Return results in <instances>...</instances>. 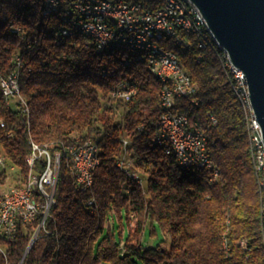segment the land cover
Wrapping results in <instances>:
<instances>
[{
  "label": "trees",
  "instance_id": "obj_1",
  "mask_svg": "<svg viewBox=\"0 0 264 264\" xmlns=\"http://www.w3.org/2000/svg\"><path fill=\"white\" fill-rule=\"evenodd\" d=\"M44 2L0 0V78L17 72L25 100L13 108L0 98L1 149L22 173L32 141L63 151L56 203L22 264H264L260 175L218 46H174L198 89L197 103L175 97L174 105L207 130L218 171L211 177L205 167L181 168L154 143L162 82L145 62L132 60L128 48L98 51L86 35L63 33L68 23L61 12L45 14ZM122 81L136 88L130 100L113 95ZM89 139L100 147V163L84 190L65 147ZM124 156L144 186L118 165ZM8 180L0 169V182ZM158 227L170 244L146 246V228L154 235ZM31 232L23 228L11 243L9 264L20 262ZM7 261L0 255V264Z\"/></svg>",
  "mask_w": 264,
  "mask_h": 264
},
{
  "label": "built area",
  "instance_id": "obj_2",
  "mask_svg": "<svg viewBox=\"0 0 264 264\" xmlns=\"http://www.w3.org/2000/svg\"><path fill=\"white\" fill-rule=\"evenodd\" d=\"M52 2L69 4L71 9L80 12L83 15V23L91 26V29L102 31L103 44L104 42L131 41L132 37L117 38L118 29L105 23L100 17H94L93 6H84L82 0H52ZM186 5L196 8L194 4L187 3V1ZM100 7H106L107 11L112 12L113 15H117L125 23L134 22V30H139V37L141 28H151L153 24L170 27L165 21L166 7H162V5L150 7L139 0H120V5L109 6L107 0H100ZM175 37H181L183 41H189L187 34H182V32H175ZM149 38L146 37V41H149ZM152 48L164 49V46L152 45ZM150 60H154L157 65H161V70L166 73L167 78L178 79L179 85L186 89L187 98L191 100L196 99V94L190 93V84L194 83V81L185 67L184 72H177L171 63L159 61L157 57ZM234 67L238 74V83L246 84L247 86L244 72L237 66L234 65ZM6 77L13 101H15L17 106L19 104L25 105V100L21 94L18 73L13 72ZM135 93L136 88L126 81L120 82L113 91L115 97L124 100H130ZM159 98L160 104L161 100L175 99V97L170 96L168 89L166 93H159ZM212 117L215 120L214 116ZM160 123H168L169 126L174 127L175 136H177L184 153V161H187L188 164H202L203 167L211 170V166L214 165L210 152L203 146L204 137L197 124L192 123V116L182 112L180 122L172 123L171 114H163L162 112L159 127L153 139L154 141H162L164 139V135L160 131ZM4 126H6V121L0 110V169L11 168V176H8V178L12 181L10 184H7L5 189L0 191V255L7 261L11 252V243L14 242L18 233L23 228L31 225L32 232L28 245L18 263L22 264L27 252L38 238L41 230L45 229L51 207L56 203V190L63 151L53 149L52 145L48 143L40 144L32 141L29 153L31 155L30 164H36L35 179L34 181H25V171L22 173L19 166L7 162V158L1 149ZM256 132H258L261 148L264 143L261 141V127L257 119ZM127 142V140L124 141L125 144ZM65 153L75 170L78 184L82 189L89 190L86 166L90 161L100 162L99 145L95 140L89 139L84 142L67 145ZM259 162L260 165H264V161ZM27 165L29 164H25V166ZM118 165L124 168L126 173L136 174V177L140 178V185L144 186V179L129 167L125 156L118 160ZM6 264H9L8 261Z\"/></svg>",
  "mask_w": 264,
  "mask_h": 264
},
{
  "label": "bare ground",
  "instance_id": "obj_3",
  "mask_svg": "<svg viewBox=\"0 0 264 264\" xmlns=\"http://www.w3.org/2000/svg\"><path fill=\"white\" fill-rule=\"evenodd\" d=\"M82 1L84 6H93L94 17H100V19L104 20L105 23L118 29L117 38L132 37L131 41L104 42L103 44L102 31L91 29V26L83 23V15L80 12H76L71 9L69 4L45 0L44 13L50 15L61 12L64 21L68 23V27L63 29V33L78 31L86 35L89 39L91 38V42L95 45H102L96 46L98 51L103 50L108 45L128 48L131 51L132 60L145 62L152 74L158 78L160 82H162V87L159 93H166L168 89L171 97H186V89L179 85L177 78H167L166 73L161 70V65H157L154 60L150 59L157 57L159 61L171 63L177 72H184V65L181 62L174 46H182L190 49L192 47L193 40H196L201 47H207L208 45L218 46L220 50L218 54L222 68L229 80L233 92L246 114L248 137L254 157V167L260 175L259 187L261 191V211L263 220L262 245L264 250V165H260L259 162L264 161V145L260 148V139L258 137V132H256V116L252 108L250 92L246 84L238 83V74L232 61L230 60L227 52L220 48L210 30L207 29L205 18L201 12L197 8H191L186 5V1L187 3L193 4L190 0H161L162 7H166L165 21L168 25H170V27L161 24H153L151 25V28H141L139 37V30H134V22L125 23L117 15H113L112 12L107 11L106 7H100V0ZM107 4L109 6H117L120 5V0H107ZM175 32L187 34L189 41H183L181 37H175ZM146 37H150L149 41H146ZM152 45H163L164 49L152 48ZM197 90V85L195 83H191L190 93L196 94ZM0 98L4 99L7 106H12L13 98L11 91L8 88V79L6 76L0 78ZM192 101L197 103L196 99H192ZM174 104L175 99L161 100L162 112L163 114H171L172 123H179L182 118V111L177 110ZM215 120L211 116V121L215 122ZM192 123H196L197 127L201 130L202 136L204 137L203 146H205L210 152V137L207 130L203 126L202 122L195 117H192ZM5 127L6 126H4V129ZM160 131L161 134L164 135V139H162V141H154V143L163 148L167 154L173 155L181 168L194 166L203 167L202 164H188L187 161H184V153L181 149L177 136H175L173 126H169L168 123H160ZM6 135L10 136L11 133L6 132ZM261 141L264 143L262 131ZM30 163L31 155L28 153L25 156V164H29L25 166V181H34L35 179L36 164ZM99 163L100 162L97 161H90V163L86 166V177L89 189L93 186L94 172ZM3 170L6 171L8 176H11V168H3ZM211 171L213 173L211 177L217 175L218 171L214 166H211ZM127 175L130 179L140 185V178H137L136 174L127 173ZM92 202L93 200L90 201V203ZM241 244L245 246L246 242L244 239L241 241ZM223 246L225 248L227 247L226 239L223 242Z\"/></svg>",
  "mask_w": 264,
  "mask_h": 264
},
{
  "label": "water",
  "instance_id": "obj_4",
  "mask_svg": "<svg viewBox=\"0 0 264 264\" xmlns=\"http://www.w3.org/2000/svg\"><path fill=\"white\" fill-rule=\"evenodd\" d=\"M218 45L246 77L264 139V0H190Z\"/></svg>",
  "mask_w": 264,
  "mask_h": 264
},
{
  "label": "rangeland",
  "instance_id": "obj_5",
  "mask_svg": "<svg viewBox=\"0 0 264 264\" xmlns=\"http://www.w3.org/2000/svg\"><path fill=\"white\" fill-rule=\"evenodd\" d=\"M12 107L13 108H18V106L16 105L15 101L12 102ZM127 162L129 164V167L133 171H135L140 176H142L140 170L138 168H136L135 165L132 162H130V161H127ZM11 182H12L11 180H8L5 183L0 182V191L5 189L7 184H10ZM144 184H145V182H144ZM134 222H135V220H132L131 221V225H133ZM142 238H143L144 244L146 246H155L156 244H158L161 241H166V243L169 245L170 242H171L170 235L164 233L161 230V228H159V227L157 228V231H156V233L154 235L150 233V228H146L145 232L143 233Z\"/></svg>",
  "mask_w": 264,
  "mask_h": 264
}]
</instances>
